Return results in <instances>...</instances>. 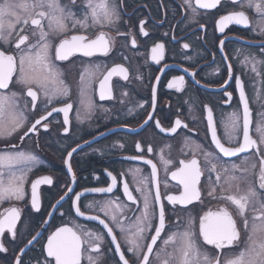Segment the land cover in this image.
I'll return each mask as SVG.
<instances>
[{
    "label": "flooded vegetation",
    "instance_id": "af4514ba",
    "mask_svg": "<svg viewBox=\"0 0 264 264\" xmlns=\"http://www.w3.org/2000/svg\"><path fill=\"white\" fill-rule=\"evenodd\" d=\"M191 2L196 7L195 0ZM63 3H68V0H63ZM115 3L121 17L116 24L87 30L78 28L66 34L68 37L72 34H85L89 39H95L103 31L110 42L108 54L97 53L92 57H84L78 53L69 61H55L63 72L60 79L68 86L69 97L53 99L49 104L47 98L39 93L36 109L30 103L23 108L27 118L24 128L11 136L0 137V155L23 151L37 158L35 162L13 166V171L17 174L22 169L30 168L31 171L27 173L24 184V199L6 201L0 205V213L12 206L20 210L15 238L7 231L0 236V243L6 249L0 251V264H16L17 259L22 264H45L46 259H52L47 257V238L63 226L72 227L78 232L83 230L103 235L98 264H122L119 254L115 252L116 244L112 242V236L108 235V230L100 224L99 219H90L91 216L105 220L113 229V235L130 264L133 261L139 264L137 257L127 251L129 245L126 243L125 233L112 222L111 215H105L100 209L115 201L121 208L113 206L110 213L115 212L126 232L134 231L132 225L143 207L142 194L136 191L140 186V177L149 178L148 187L153 197L155 195L156 184L151 180L152 164L157 169L156 181L159 184L161 202L165 206L166 223L165 230L149 257L150 264H159L156 259L157 251H160L161 260L166 258V252L172 251V245L166 251L163 250V241L169 233L183 232L188 226L189 217L193 219V230L198 231L200 216L210 210L215 212L221 207H227L240 225L235 207L219 198L223 179L216 181L217 172L210 171L211 165L206 163L204 153H213L212 162H216L215 157H219L221 171L223 167L230 168L232 164L248 167L252 173L248 179L258 189L259 159L264 155V145L259 146V151L251 149L238 156L224 157L213 143L208 109L212 110L213 124L221 142L226 147L236 146L229 144L226 125L230 114L236 111L240 112L241 125L243 123V105L237 87L239 80L251 110L249 134L259 141L256 124L259 114L264 112V35L260 32V25L264 20L261 15L254 8H241L239 0L236 3L233 0H220L216 8L197 7L195 13L185 0H115ZM77 7L83 9V0H77ZM236 11H244L249 24L245 26L233 22L221 32L217 24L219 18ZM141 27L147 35L141 32ZM133 39L135 45L132 43ZM58 42L59 38L53 37V43ZM157 44L164 46L163 58L159 63L152 59V49ZM185 44L188 45L187 48L184 47ZM246 57L255 59L247 62ZM115 65L128 70V79L125 80L120 75L112 76L109 82L111 98L101 100L99 80ZM96 66H99L98 71ZM86 69L96 72V79L90 88H86L84 97L85 102H92L90 115L81 104L79 91L80 77ZM177 77H183L184 80L181 90L168 87ZM9 90L19 91L20 88L10 85V89L0 92ZM30 100L25 93L21 105ZM65 103L73 105L67 125L63 123V112H52L53 108H61ZM47 112L52 114L47 116ZM42 115L47 116V119L36 125L35 131H29L24 136V131ZM177 119L181 121V126L174 133L167 131L175 127ZM44 123L48 124L47 129L43 127ZM64 128H68V131L65 132ZM239 139L242 142V132ZM137 144L140 149H137ZM149 147L152 148L151 152L148 151ZM72 149L75 151L69 157L68 153ZM162 157L170 161L167 171ZM192 158L198 160L203 170L198 185L202 193L201 201H194L187 207L170 204L166 196L179 195L183 191V186L172 179L171 173L181 167V161ZM149 160L152 164L146 163ZM252 163L257 165L254 173ZM135 169H140L136 178L133 176ZM3 171L6 178V170ZM109 173L117 178L112 192L91 191L111 186L112 177ZM43 177H50L53 182L51 185L39 186L40 210L36 211L31 206V183ZM125 183L136 197V203L125 195ZM244 186L241 185L242 188ZM212 187L217 189L214 194L217 198L208 195ZM258 191L264 193V190ZM77 206L84 215L77 214ZM154 209L157 216L152 223L155 226L158 224L159 205L154 204ZM247 216L251 227L253 213L248 211ZM153 234L154 227L146 230V239L140 241L141 245L150 242ZM33 236H36L35 240H32ZM241 236L242 239L247 238V232L242 227ZM82 239L93 242L83 235ZM29 240L32 241L31 244L28 243ZM200 244L202 251H207L210 255L218 254L222 258H231L242 247L233 245L218 250L213 245L204 244L202 238ZM82 250L81 264H89V255L97 256V253L89 249L88 243L82 244Z\"/></svg>",
    "mask_w": 264,
    "mask_h": 264
},
{
    "label": "snow or ice",
    "instance_id": "6c2138e0",
    "mask_svg": "<svg viewBox=\"0 0 264 264\" xmlns=\"http://www.w3.org/2000/svg\"><path fill=\"white\" fill-rule=\"evenodd\" d=\"M237 0H233L236 3ZM185 3L196 12L197 7L201 9H213L220 4V0H195L196 7H193L191 0H185ZM241 8H254L264 20V0H239ZM76 11H73V9ZM118 6L115 0H83V9L77 7V0H68V3H63V0H0V90L10 89L19 86V91L9 90L0 92V137L11 136L13 133L24 128L27 118L24 115L23 108L31 104L33 109L37 108L39 93H42L47 98V103H51L53 99L60 97H69L70 90L60 77L63 75L62 70L55 64V61H69L76 54H81L84 57H92L97 53L107 55L110 51V42L106 38V34L100 31L95 39H89L85 34H72L68 37L66 34L76 29L87 30L89 28H103L116 24L120 20ZM242 24L247 26L249 18L244 11H236L223 15L217 21L219 30L224 32L225 28L231 24ZM143 25V21L141 22ZM27 29V31H26ZM141 32H144L141 27ZM261 35H264V23L260 25ZM53 37H58V44L53 43ZM135 45V39L132 41ZM223 41H221V45ZM188 47L187 44L184 45ZM163 44H157L152 49V59L159 63L163 58ZM247 62L254 61V57L245 58ZM99 66H96L98 71ZM253 63V71H255ZM120 75L123 79H128V70L121 66L115 65L108 69L103 78L99 80V95L100 99L111 98L112 89L110 80L112 76ZM96 79V72L86 69L81 74V87L79 89L81 96V104L86 112L90 115L92 111V102H85L86 88H90ZM184 83L183 77H177L168 84L169 88H177L181 90ZM237 87L240 92V101L243 105L242 125L241 114L239 111L233 112L229 116L226 125V134L229 144L236 146H225L217 136L215 126L213 124L212 110L208 109L209 127L212 130V140L216 148L224 157L238 156L240 153L248 152L251 149L260 150L261 145H264V112L259 114V120L256 124V132L258 133L259 141L253 139L249 134L251 124V110L249 102L245 95L242 83L237 80ZM35 89V90H34ZM26 93L30 97L29 102L21 105V100ZM231 95L230 93H226ZM155 96V89H153ZM72 103H65L61 108H53L52 112H63L65 125L69 124V112L72 109ZM47 104H45V110ZM52 112H47L50 116ZM47 116L42 115L30 128L24 131V136L29 131H35L36 125L41 124L42 120H46ZM77 118H80V111L77 112ZM157 126L159 122L157 121ZM181 126V121H175V127L167 131L176 132V129ZM43 127L48 128V124L44 123ZM186 127V125H185ZM67 132L68 128H64ZM161 131H166L161 129ZM242 132V142H240V134ZM23 139V136L20 137ZM15 147V146H13ZM140 149V145H136ZM72 149L68 153L71 157ZM151 152L152 148L149 147ZM205 161L210 164V171L217 172L216 181L220 182L223 179V185L220 188V199H224L235 207L236 215L240 217V225L234 218L232 212L227 207H221L218 211H208L203 216L199 217L198 231L193 230V219L188 218V226L183 232L169 233L164 239L163 245L166 251L169 245H172V251L166 252V258L161 260L160 251L156 252V259L159 264H264V193L259 190H264V155L259 159L258 171V189L256 185L248 179L250 169L242 167L238 164H232L231 167H223L219 157H215L216 162H212L213 153H204ZM139 157H133L137 159ZM36 157L30 153L17 151L15 153H7L0 155V205L6 201L24 199L25 189L24 184L27 180V173L30 168L20 170L19 174L13 171L14 165L35 162ZM167 171L168 160L161 158ZM247 159V158H246ZM67 163V161H65ZM148 164L152 162L146 161ZM181 167L171 173L172 179L177 180L183 186V191L179 195H167L166 199L170 204L187 205L193 204L194 201H201V190L198 187L200 178L203 175V170L196 158L189 161H181ZM256 163H252L251 169H256ZM6 170V178L5 171ZM69 171L71 166L69 165ZM140 169L133 171V176H139ZM112 185L107 188H95L91 191L95 192H112L116 184L117 178L112 176ZM157 169L156 165L152 164L151 180L156 184V191L153 197L151 189L148 187L149 178L140 177L136 191L141 192L143 197V207L140 210V216L136 217L132 228L134 231H127L120 223L119 217L115 212L110 213V209L115 206L120 209L121 205L115 201L109 202L101 211L105 215H111V220L114 224L120 227L121 232L125 233L126 243L129 245L128 252L133 253L137 257L139 264H150L149 257L153 253L154 246L157 240L161 238V233L165 230V206L161 202V194L159 184L156 181ZM74 178V177H73ZM50 177L38 178L31 183V206L36 211L40 210V197L38 188L41 184H52ZM241 185H245L243 188ZM167 187V185H165ZM71 191V189H69ZM217 189L212 187L208 192L209 196L215 197ZM124 193L133 203H136L134 197L129 190V185L124 184ZM63 199V197H61ZM79 200V194L77 195ZM154 204L159 205L158 224L153 225L152 221L156 218L157 213L154 209ZM253 213V223L249 227V218L247 212ZM76 212L79 215H84L77 206ZM90 219H99L100 224L108 230V235L112 236V242L116 244L115 252L119 254V261L122 264H130V260L126 258L125 253L121 251L120 244L116 241V236L113 235V229L105 220L98 216H91ZM20 220L19 208L12 206L5 208L0 213V236L5 231L12 234L15 238L17 234V222ZM259 221L260 223H255ZM154 227V234L150 237V242L141 245L140 241L146 239L144 233ZM241 227L247 232V238L242 239ZM39 235V234H37ZM82 235L89 237L93 242L82 239ZM200 238L206 245H213L215 249L223 250L230 248L233 245L241 247L238 254L231 258L220 255H210L207 251L201 250ZM36 236L32 237L35 240ZM103 235L93 232H78L72 227L63 226L57 228L47 238V257L45 264H81L82 244L88 243L89 249L97 253V256L89 255V264H98L101 259L100 245L103 243ZM32 243L31 240L28 241ZM146 249V251H145ZM0 251H6L3 243H0ZM16 264H22L20 259H17ZM135 264V262H131Z\"/></svg>",
    "mask_w": 264,
    "mask_h": 264
}]
</instances>
